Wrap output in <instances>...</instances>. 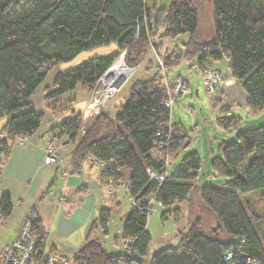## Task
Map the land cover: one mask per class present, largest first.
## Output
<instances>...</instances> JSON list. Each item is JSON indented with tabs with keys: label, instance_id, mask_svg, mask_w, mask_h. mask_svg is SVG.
<instances>
[{
	"label": "trees",
	"instance_id": "1",
	"mask_svg": "<svg viewBox=\"0 0 264 264\" xmlns=\"http://www.w3.org/2000/svg\"><path fill=\"white\" fill-rule=\"evenodd\" d=\"M151 4L149 7L147 0H0V119L6 118L0 137V176L13 144L31 137L43 122L44 115L36 112L31 97L50 71L92 47L114 42L119 50L116 54L85 61L58 75L53 86L46 88L47 109L55 116L69 112L49 133L76 145L72 158L75 171L90 156L105 163H124L123 172L108 169L100 176L102 186L118 188L128 178V195L147 198L156 194L165 210L164 217L180 215L181 205L191 202L192 194L199 198L202 209L215 219L219 235H207L203 218L198 217L188 232L180 235L176 248L156 253L150 264H222L224 253L230 249L237 256L246 255L264 264V234L258 230L264 217L249 213L243 201V195L251 192L264 196V125L239 132L234 142L220 143V156L212 160L211 168L228 179L223 186L197 183L202 161L196 152L184 157L176 171L170 168L162 185L155 184L147 169L160 173L164 169L158 162L161 154L168 152L173 161L190 146L183 129L171 122L172 115L166 110L169 96L158 62L151 78L131 81L129 96L115 108L114 117L103 112L95 127L79 137L82 112L74 109L77 85L90 94L123 50H128L127 64L139 66L150 51L149 36L156 37L162 28L160 40L189 35L183 53L174 50L162 56L165 69L182 60L196 61L202 67L225 59L230 78L246 95L247 111L252 115L264 111V0H210L215 35L208 42L197 38L200 15L191 0H175L167 9L160 8L158 0H151ZM145 14L156 19L154 27L147 28ZM154 47L158 53L162 41ZM232 110L233 106L221 107L217 120L221 129H239L241 118L230 116ZM168 127L171 142L167 151L159 150L161 140H157V134L168 133ZM12 211L11 197L2 196L0 217L4 220ZM110 214V209L102 210L91 229L99 223L105 230ZM27 218L32 219V233L42 251L47 240L44 225L35 210ZM148 220L145 211L134 208L126 216L123 240H136L128 248L130 255H110L99 240L88 239L73 259L80 264H143L135 255H147L151 243Z\"/></svg>",
	"mask_w": 264,
	"mask_h": 264
},
{
	"label": "rangeland",
	"instance_id": "2",
	"mask_svg": "<svg viewBox=\"0 0 264 264\" xmlns=\"http://www.w3.org/2000/svg\"><path fill=\"white\" fill-rule=\"evenodd\" d=\"M174 1L175 0H158V5L160 8L167 9ZM191 2L193 6L199 11L200 15V27L197 38L201 42H208L215 35L212 24V9L210 1L191 0ZM147 5L149 7L152 5L151 0H147ZM162 32L163 28L159 31L156 37L151 35L154 43H159L162 41V48H160L159 52L157 53L150 47L147 59L141 62L139 66H135L137 71L131 79L132 82L137 78H141L143 80L151 78L156 72V66L159 62V59L161 60L165 53H171L174 50H177L179 53L184 52L183 46L189 40L188 34L180 35L174 40H160L159 35ZM118 51L117 44L112 42L108 45L92 47L89 50L82 52L73 61L54 67L48 74L46 80L36 90L34 96L31 99V101L35 104L36 112L39 114L43 113L42 105H44L45 102L46 88H51L53 86L55 78L58 75L77 68L85 61L97 57H107L116 54ZM150 62L152 63V67H150ZM191 65L192 63L182 60L178 65L172 66L170 69L164 68L167 75V81L165 82L163 79V83L165 84L166 88L168 85L167 92L170 91L172 94H176L175 91L177 87H175V85L178 84L182 78L187 80V91L185 90L179 93V96H177L175 99L171 122L183 129L184 134L189 139L190 146L181 150L173 161L171 159V162L173 163L171 170L172 172L176 171L184 157L190 153L196 152L202 161V170L197 183L200 185L220 187L223 186L228 181V179L223 176L216 175L211 168L212 160L215 157L220 156V143L234 142L239 132L264 125V111L255 115L250 114L245 106L241 104L242 99L239 98V96L232 101H228L227 94L230 92V89H228V84L225 79L229 78L230 74L227 60L222 59L218 62L207 64L208 67H213V69L220 71L222 79L224 80L222 82L223 85H219L218 89L214 93L207 91L205 79L203 78L200 70L193 69ZM131 81L127 87L119 92L109 103V108L105 112H108L112 117H114L115 108L126 102L129 96V90L131 88ZM74 91V95L77 96V102L74 105V109L77 113L82 112L83 124V112L89 102V99L87 104H85L87 93L82 89L80 84L77 85V88ZM234 91H236L238 94L239 87L234 88ZM242 92L243 97L245 93L244 91ZM66 104L68 103L66 102ZM223 105L233 106L230 116L241 118L238 130L230 128L226 131L218 126L217 120L220 117V109ZM100 115H93L88 119L85 129L86 133H82L83 126L81 124L82 127L80 128L79 133L80 138L87 134L89 127H95L94 124ZM65 116H69V112H66L65 115L56 117H59V119H65ZM48 120L49 119L47 116L43 118L44 125L47 124ZM50 136L52 135L48 133L44 138L46 147ZM66 139L67 138L60 140L59 138L60 143L56 142L55 145L60 146L62 144L63 147V142ZM18 142L20 145H24L26 144V138L18 139ZM59 154L61 157L60 151ZM107 188H109V190L114 189L110 186ZM114 196L116 199H114ZM111 199L114 200H103V202L107 203V207L111 209L107 228L105 230L102 229L98 223L97 227L93 229L90 239H99L103 248L110 255H128V242L127 240H123V226L126 216L131 211L132 199L128 195L126 189L122 186L114 190V194ZM191 199V202L181 205V214L177 216L171 214L164 217L163 214L165 210L163 209V206L155 208V211L150 216L147 225V230L151 237V243L149 245L147 255L144 257H140L138 254L135 255V257L140 259L143 264H150L152 257L164 249L176 248L180 241V235L186 234L191 222L198 217L203 218L205 228L204 231H206L207 235H219L220 230H216L215 219L208 212L202 209L199 198L192 194ZM243 201L249 213L254 212L258 216L264 217L263 195L257 192L247 193L243 195ZM7 227L8 225H5V227L0 229V252L4 245H6L12 237L11 233L6 235ZM258 230L260 234H264V223H260Z\"/></svg>",
	"mask_w": 264,
	"mask_h": 264
},
{
	"label": "crops",
	"instance_id": "3",
	"mask_svg": "<svg viewBox=\"0 0 264 264\" xmlns=\"http://www.w3.org/2000/svg\"><path fill=\"white\" fill-rule=\"evenodd\" d=\"M225 81L230 89L228 101L239 96L241 104L245 106L246 95L242 97L241 86L230 77ZM238 87L237 94L234 88ZM88 99L89 94H86L85 104ZM32 104L36 108L34 102ZM42 109L41 114L49 119L47 124L43 122L36 133L27 137L26 144L20 145L18 140L13 144L0 176V199L9 195L13 203V211L4 219L2 226L8 225L6 235L11 233L12 237L0 254L15 240L23 221L35 210L44 225L51 249L55 247L56 251H64L74 257L90 239L93 231L91 225L97 221L100 212L110 209L103 200L116 199L115 196L114 199L111 197L117 188L109 190L102 186L100 168L95 164L86 161L79 171H75L72 158L76 145L67 139L63 142L56 167L49 168L44 164V138L60 123V119L47 109L46 102ZM5 123L6 118L0 119V137L4 134Z\"/></svg>",
	"mask_w": 264,
	"mask_h": 264
},
{
	"label": "built area",
	"instance_id": "4",
	"mask_svg": "<svg viewBox=\"0 0 264 264\" xmlns=\"http://www.w3.org/2000/svg\"><path fill=\"white\" fill-rule=\"evenodd\" d=\"M145 20V25L148 27H153L155 24V18L145 14L143 16ZM149 42L151 48L156 52L154 47V41L152 40L151 35L149 36ZM128 54V50H123L116 60L109 66V68L99 77L97 82L95 83L92 91L90 93L89 102L83 112V124H82V133H86V125L88 119L93 115H100L103 112L107 111L109 108V103L111 100L124 88L127 87L133 75H135L137 68L130 67L126 63V57ZM159 64L162 69V77L164 81H167L166 71L164 69V63L159 59ZM191 67L193 69H199L203 78L205 79V83L207 86V91L214 93L219 85H223L222 75L220 71L213 69L208 66H200L196 61L192 62ZM187 80L182 78L178 84L175 85L177 87L176 94H172L170 91L168 92L169 99L166 101L165 107L166 110L172 115L173 107L175 104V99L178 94L187 91ZM168 91V85H167ZM157 140H161L158 145L159 150L167 151L169 144L172 139V131L171 128L168 127V133H158ZM163 140L166 141V145L162 144ZM59 142L58 135H52L48 139L47 147L45 149V157L44 164L49 168H54L60 161L59 151L62 148V144L60 146H56L55 143ZM89 163L95 164L100 168V176L108 169H116L117 172H123L125 169L124 163L121 161H115L111 163H105L98 161L95 157L90 156L87 159ZM158 162L163 163V168L160 173L156 172L154 169H147L148 177L157 185H162L167 177L170 174L171 168V158L167 153L161 154L158 159ZM122 187H124L128 192H131V181L126 178L122 181ZM131 207L137 210L145 211L149 218L154 213L155 208L161 206L156 199V194L151 195L150 197H131ZM4 224V220L0 217V227ZM32 219L25 218L23 221L19 232L13 242H11L5 250L0 254V264H80L75 261L73 257H70L67 252L61 251H51L50 243H47L44 250H38V241L35 235L32 233ZM127 246L132 248L135 239L127 240ZM130 255V252L128 253ZM124 264V263H120ZM222 264H258L255 259H251L246 255H236L233 249L226 251L222 257Z\"/></svg>",
	"mask_w": 264,
	"mask_h": 264
},
{
	"label": "water",
	"instance_id": "5",
	"mask_svg": "<svg viewBox=\"0 0 264 264\" xmlns=\"http://www.w3.org/2000/svg\"><path fill=\"white\" fill-rule=\"evenodd\" d=\"M210 1V0H209ZM218 227L221 229V224L220 223H218Z\"/></svg>",
	"mask_w": 264,
	"mask_h": 264
}]
</instances>
